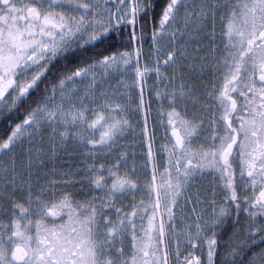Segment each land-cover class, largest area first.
<instances>
[{"label":"snow or ice","instance_id":"obj_1","mask_svg":"<svg viewBox=\"0 0 264 264\" xmlns=\"http://www.w3.org/2000/svg\"><path fill=\"white\" fill-rule=\"evenodd\" d=\"M0 123V264H264V0H0Z\"/></svg>","mask_w":264,"mask_h":264},{"label":"rangeland","instance_id":"obj_2","mask_svg":"<svg viewBox=\"0 0 264 264\" xmlns=\"http://www.w3.org/2000/svg\"><path fill=\"white\" fill-rule=\"evenodd\" d=\"M113 83H115V82L113 81ZM153 107H155V105H153ZM150 125H151V123H150ZM77 162H78V161H76V160H73V161H72L73 164H75V163H77ZM57 163H58V166L61 164L60 161H58ZM63 163H65V164L68 163L67 158H65V160L63 161Z\"/></svg>","mask_w":264,"mask_h":264},{"label":"trees","instance_id":"obj_3","mask_svg":"<svg viewBox=\"0 0 264 264\" xmlns=\"http://www.w3.org/2000/svg\"><path fill=\"white\" fill-rule=\"evenodd\" d=\"M4 132H5V126L4 124L0 123V136H3Z\"/></svg>","mask_w":264,"mask_h":264}]
</instances>
